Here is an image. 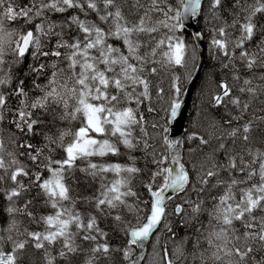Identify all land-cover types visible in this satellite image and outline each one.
Returning <instances> with one entry per match:
<instances>
[{"label":"snow or ice","instance_id":"snow-or-ice-1","mask_svg":"<svg viewBox=\"0 0 264 264\" xmlns=\"http://www.w3.org/2000/svg\"><path fill=\"white\" fill-rule=\"evenodd\" d=\"M258 15L264 0H207L206 13L205 0H0V264H31V250L44 264H139L136 250L161 227L172 241L162 264H264ZM200 16L225 70L207 104L223 114L207 136L176 139L191 72L174 71L197 66L204 30L185 31ZM81 179L90 194L76 192ZM33 189L48 214L36 215L35 198L18 203Z\"/></svg>","mask_w":264,"mask_h":264},{"label":"trees","instance_id":"trees-1","mask_svg":"<svg viewBox=\"0 0 264 264\" xmlns=\"http://www.w3.org/2000/svg\"><path fill=\"white\" fill-rule=\"evenodd\" d=\"M206 4H207V0H205V13L207 11ZM69 14H71V11L69 12ZM225 15L227 16V10L225 11ZM202 18H203V16L197 17V18H195V21H196L197 25L199 26V29L204 30V33H205L204 40H205L206 47L208 49V41L210 39V35L208 34L206 28L204 27L205 20ZM228 18H229V20L231 19V17H228ZM257 19L259 20L260 24L264 25V15H258ZM14 26H16V25H14ZM185 35L190 37L191 33L188 29H186ZM236 35H238V32L236 33ZM259 39H260V37L257 36L256 39L249 44V47L250 48L253 47ZM28 62H30V58L28 59ZM24 67L26 69L27 64H25ZM193 69L189 68V66L187 69L176 66L174 74L177 76L184 77V76H186V73H188V72L192 73ZM224 73H225V70H222L219 67V61L212 59L211 53L209 51L206 52L205 65L203 68L201 78L197 84V88L194 92L193 102H192V106L190 109V113H189V117H188L185 129H184V134H186L187 132H190L192 126L197 127L198 131L205 134L206 136L209 133L214 131V129L212 127L207 126L206 124H203V123H205V122L207 123L208 120L219 121L220 116L223 114V109H218V110L211 109V107L208 106V104H207L208 96H206V97L200 96V99H199L198 93L200 92V89H203V87L204 88L208 87L207 90H210L211 88H213L214 87L213 80H216V81L220 80L221 78H223ZM20 75H21V78H23L24 74L21 73ZM164 76L166 79L167 74H164ZM161 79H162V77H161ZM188 80H189V78L183 79V89H182V92L180 94V98L182 97L183 90H184L185 85L187 84ZM159 82H161L162 84H163V82H168V84H163L164 86L162 85L165 89H167L169 84H170V81H168V80L162 81V80H160V78H159ZM28 85H30V79L26 82V86H28ZM253 107H254L256 116H264V111L259 110V107H260L259 101ZM157 108L159 109L158 104H157ZM160 116H164V113L161 112ZM153 117H155V113L151 114L149 116V119H152ZM156 118L159 119V117H156ZM246 118L250 119L251 117H246ZM198 123H200L199 126H198ZM7 131H8V126H7V122H5L4 123L5 139L7 138ZM184 134H183L182 139H184ZM261 134H262L261 132H254L253 133V136L255 137V142H260ZM39 139L40 138L37 137V140H39ZM197 143H198V141H197ZM182 145H183V157H184V159H188V156H187L188 146L190 145V146L194 147L195 145L192 142H186L185 144H182ZM110 159H115V158H110ZM139 166H141V167L144 166L143 160L140 161ZM77 175L82 177L83 174L77 173ZM25 183H27V181H25ZM73 187L76 189L77 193H82L83 195H88V194H90V191H91L90 189L87 188L86 182L83 181L82 179L78 184H74ZM32 198H35L34 203H33V207H34V210H35V213L37 216L42 215V214H48V212L51 211V209L49 207H46L43 204V198L37 195L36 189H33L31 193L26 194L25 197L22 198L18 203L22 205L24 202V199H32ZM6 204H7V201L4 199V197L2 195H0V216H6V214L3 213V208L6 206ZM79 207H81V209H82L84 206L79 205ZM171 208H174V204L170 207V209H169L170 211H171ZM21 219L23 220V222L26 226H29L32 229H35L37 227L34 224L29 225L26 218H21ZM172 219L175 220L176 218L173 217ZM102 226H105V225L102 224ZM174 231L176 232V240L177 241L179 239L183 238L185 235H187V230L183 229L182 226H180V225H177L174 228ZM160 235L161 236L159 239H160V242L164 248L167 245V242L170 241L171 239L169 238L168 234L166 233V231L164 229L162 231H160ZM153 238H154V236H153ZM151 242L152 241H150V243ZM113 243L118 244L119 243L118 238H114ZM150 245H149V248H150ZM58 249H59V245L56 246V250H58ZM148 253H149V249H148ZM53 254H55V252H53ZM29 256H30L31 264H44L42 252H39L36 250H31L29 253ZM77 264H79V262H77Z\"/></svg>","mask_w":264,"mask_h":264},{"label":"water","instance_id":"water-1","mask_svg":"<svg viewBox=\"0 0 264 264\" xmlns=\"http://www.w3.org/2000/svg\"><path fill=\"white\" fill-rule=\"evenodd\" d=\"M186 24L188 25L187 28L191 30V33H193L194 31H199L195 26L193 17H189L186 20ZM204 50L205 47H204V42L202 40L197 44V55H198L197 66L195 67V71L187 84V88H185L184 90L183 96L180 100L181 107L178 110L177 115L173 120V124L171 126V128L176 130L174 137L176 139H182L183 130L188 119V111L191 106V102L193 98V92L195 91V88L199 82L200 74L202 73L205 64ZM178 150L182 154V145L179 147ZM147 242L148 241L145 242L144 248L138 250L137 252L138 257L143 256L145 253H148Z\"/></svg>","mask_w":264,"mask_h":264},{"label":"rangeland","instance_id":"rangeland-1","mask_svg":"<svg viewBox=\"0 0 264 264\" xmlns=\"http://www.w3.org/2000/svg\"><path fill=\"white\" fill-rule=\"evenodd\" d=\"M206 8H207V4H206ZM207 12V11H206ZM202 19H204V18H202ZM209 50L207 49V52H208ZM189 68H191V69H193L194 67L191 65V61H189ZM193 72V71H192ZM192 74V73H191ZM161 77H162V79H161ZM161 77H159L160 78V80H162V81H166V80H168V81H170L169 80V75L167 74V77H166V79H165V76H164V74L163 75H161ZM158 78V79H159ZM165 79V80H164ZM161 83V82H160ZM163 84H168V82H163ZM162 83H161V85H163ZM164 86V85H163ZM164 88V87H163ZM165 89V88H164ZM169 89V86H168V88L167 89H165V92H167V90ZM208 89V87H203V89H200V92L198 93V95H199V99H200V96L201 97H206V96H208V94H209V90H207ZM158 107H160V104H158ZM201 119V118H200ZM212 122L213 121H210V120H208L207 121V123L205 122V123H203V124H206L207 126H210L211 127V124H212ZM199 124L200 123H198V126H199ZM191 131H198V128L197 127H195V126H192L191 127ZM257 144V146H259L260 145V142H256ZM163 230V229H162ZM161 230V231H162ZM180 230V229H179ZM178 230V231H179ZM161 235H160V232H159V237H160ZM151 245H150V248H149V253H148V258H147V260H146V262H145V264H162V261H161V257H162V255H163V252L161 251L162 249L161 248H163V246H162V244H161V242H160V239L157 241V239H156V236H154V238L153 239H151ZM167 247H169V248H171L172 247V241L170 240V241H168L167 242V245H166Z\"/></svg>","mask_w":264,"mask_h":264},{"label":"bare ground","instance_id":"bare-ground-1","mask_svg":"<svg viewBox=\"0 0 264 264\" xmlns=\"http://www.w3.org/2000/svg\"><path fill=\"white\" fill-rule=\"evenodd\" d=\"M194 23H195V26L197 27V29L200 31V29H199V26L197 25V23H196V21L194 20ZM188 29V28H187ZM189 31H190V33H191V30L190 29H188ZM203 42H204V47H205V50H204V55H205V60H206V52H207V47H206V44H205V40H204V38H203ZM196 55H197V53H196ZM198 62L196 61V64H197ZM201 75H202V73L200 74V77H201ZM200 80V79H199ZM185 87L187 88V84L185 85ZM195 92V91H194ZM194 92H193V96H194ZM170 128H171V125H170ZM170 135H171V132H170ZM153 237H151L150 238V240L147 242V251H148V249H149V245H150V241H151V239H152ZM162 250V252H163V248H161ZM138 250L139 249H137L136 250V256L138 257V254H137V252H138ZM139 258V264H145V262H146V260H147V258H148V253H145L143 256H140V257H138Z\"/></svg>","mask_w":264,"mask_h":264}]
</instances>
